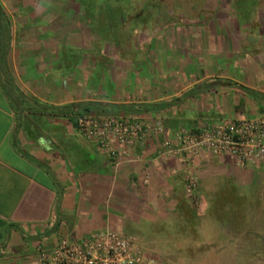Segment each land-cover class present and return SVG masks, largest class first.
<instances>
[{
  "label": "crops",
  "instance_id": "1",
  "mask_svg": "<svg viewBox=\"0 0 264 264\" xmlns=\"http://www.w3.org/2000/svg\"><path fill=\"white\" fill-rule=\"evenodd\" d=\"M74 19H83L78 0H0V264H38V246L103 229L135 235L155 259L147 246L169 228L183 240L191 230L195 245L243 236L248 220L237 201L245 186L262 188L264 165L238 167L204 150L167 155L162 143L181 126L263 115L264 97L250 92L264 93V77L257 70L260 79L249 83L238 58L245 50L225 53L211 39L188 47L182 39L174 52L162 48L158 67L111 56L105 63L102 45L75 43ZM110 104L131 108L119 112L127 117L160 119L165 132L115 164L75 125L84 109ZM189 174L197 180V209L185 195Z\"/></svg>",
  "mask_w": 264,
  "mask_h": 264
},
{
  "label": "rangeland",
  "instance_id": "2",
  "mask_svg": "<svg viewBox=\"0 0 264 264\" xmlns=\"http://www.w3.org/2000/svg\"><path fill=\"white\" fill-rule=\"evenodd\" d=\"M142 1L131 0L132 6L139 9ZM153 2L160 3L163 12L160 15L156 14L150 24L145 26L147 31L140 27L134 30L131 42H126L124 48L140 50L141 53L146 54L147 60L153 61L152 64L158 67L156 60L160 57L162 48L164 51L171 49L174 52L178 50L177 41L184 39L182 45L190 47L192 41L218 40L215 48L219 47V50L225 53L232 50L231 46L245 50L238 58L241 62H246L250 84L253 85L257 78L260 79L261 72L264 77V0H153ZM61 23H58L59 26ZM71 24L77 31L74 32L75 43L93 44L96 39L83 19H74ZM125 31L127 29L122 30ZM182 31L185 33H181ZM177 34L185 36L178 38ZM190 34L198 36L187 37ZM201 34L202 37L199 36ZM207 34L214 37H204ZM222 34L224 36H220ZM102 49L106 51L103 54L104 61L100 55H96L95 59L98 57V61L106 63L109 56L116 57L117 62L120 60L113 45L104 44ZM190 50L207 52L208 49L195 46ZM89 62H92V55ZM175 71L172 70L169 76H174ZM256 72L260 75H256ZM262 80L264 81V78ZM259 94L264 95L262 92ZM262 111L264 115V106ZM252 187L245 186L241 189L245 196L237 201L240 212L244 214V221L248 220L243 236L228 239L216 237L210 239L212 243L208 245H195L191 230L183 232L184 237L188 236L187 240H183L180 238L179 230L169 228L165 231L168 236L160 238V242L155 245L147 246L158 253L157 262L159 264H264V185L262 188ZM195 198L196 201L187 199L197 209L199 201L196 195ZM234 204L235 207L238 205L235 202ZM213 231V234L218 233L217 228Z\"/></svg>",
  "mask_w": 264,
  "mask_h": 264
},
{
  "label": "built area",
  "instance_id": "3",
  "mask_svg": "<svg viewBox=\"0 0 264 264\" xmlns=\"http://www.w3.org/2000/svg\"><path fill=\"white\" fill-rule=\"evenodd\" d=\"M75 125L83 136L93 141L119 164L128 160L137 143L150 135L165 132L160 119L153 124L140 117L106 116L95 113L78 115ZM162 153L194 154L204 150L211 155H225L236 166L264 165V115L235 119L227 123L202 125L197 129L179 127L173 138L162 143ZM196 178L189 174L185 195L196 201ZM38 264H159L147 256L133 234L110 229L89 236H64L51 248L37 247Z\"/></svg>",
  "mask_w": 264,
  "mask_h": 264
},
{
  "label": "trees",
  "instance_id": "4",
  "mask_svg": "<svg viewBox=\"0 0 264 264\" xmlns=\"http://www.w3.org/2000/svg\"><path fill=\"white\" fill-rule=\"evenodd\" d=\"M78 1L81 2L83 8V21L90 27L92 35L96 39L91 45L104 46V44H111L116 48V54L119 57L131 59L137 66L146 61L145 53L124 47L126 42H131L134 30L140 27L142 30L147 31L148 29L145 26L150 24L156 14L160 15L163 12L160 3L153 2V0H143L140 8L136 9L132 6L131 0ZM123 29H127L128 32H122ZM250 93L256 95L258 101L262 99V96L264 97L262 94H255L256 92ZM75 107L74 105L73 108ZM130 109L124 104H110L100 109L86 108L83 110V114L95 113L98 115L127 117L119 112L126 113ZM83 114L80 112L78 115Z\"/></svg>",
  "mask_w": 264,
  "mask_h": 264
}]
</instances>
